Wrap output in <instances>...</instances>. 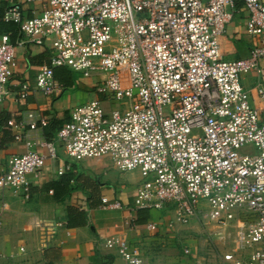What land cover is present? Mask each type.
<instances>
[{"label":"built area","instance_id":"1","mask_svg":"<svg viewBox=\"0 0 264 264\" xmlns=\"http://www.w3.org/2000/svg\"><path fill=\"white\" fill-rule=\"evenodd\" d=\"M26 1L41 11L24 16L12 0L1 18L17 24L19 37L13 42L9 32L0 34V106L10 94L16 48L26 44L52 50L32 90L59 93L64 84L55 68L65 66L96 77L102 97L71 108L53 139L31 140L18 130L25 122L8 119L5 128L27 150L0 164V191L28 198L29 175L58 158L59 149L73 160L107 156L117 169L141 174L133 209L169 207L170 227L196 218L210 236L233 226L238 248L248 250L236 264H264V116L252 101L253 90L264 98V89L242 84L244 74L262 73L264 1L241 0L256 44L237 59L223 58L219 41L237 0ZM30 90L21 83L18 98ZM30 117L29 130L48 125L43 115ZM69 169L65 164L58 173ZM4 209L3 203L0 217ZM35 227L47 245L65 221L41 218ZM104 245L126 264H148L126 239L106 237ZM17 255L0 252V264Z\"/></svg>","mask_w":264,"mask_h":264},{"label":"crops","instance_id":"2","mask_svg":"<svg viewBox=\"0 0 264 264\" xmlns=\"http://www.w3.org/2000/svg\"><path fill=\"white\" fill-rule=\"evenodd\" d=\"M11 1L0 0V16ZM13 1L20 3L24 16L30 17L34 12L41 11V4ZM231 12L232 16L219 40L222 56L225 59L244 58L256 44V37L246 31L248 12L241 0L235 2ZM5 32L10 33L13 42L19 37L14 23L1 21L0 34ZM51 55L52 50L48 46L26 44L16 48L17 65L8 85L10 94L0 106V164L5 163L11 155L27 150L25 141L14 140L13 132L5 128L8 119L25 122L26 125L18 130L28 134L31 140L53 139L57 120L69 119L74 106L102 97L96 90V77L82 76L74 80L67 76L66 69L69 68L65 66L55 68L58 80L61 75L69 79L59 93L46 95L32 90L36 73L49 62ZM261 65L262 73L243 75L245 88L253 89L259 85L264 89V61ZM21 83L31 86L23 100L18 98ZM69 89H73L72 92ZM252 101L264 116V98L255 90ZM30 114L47 117L48 125L29 130L26 122L31 119ZM65 164H69L70 169L59 174L58 169ZM124 172L125 179L118 174ZM29 180L28 198L11 189L0 191V209L5 204L0 217V252L18 254L14 263L7 259L1 264H126L122 256L104 245V239L111 236L126 239L138 247L150 264L153 248H170L172 239L199 222L195 218L187 225L170 227L168 222L173 211L169 207L160 210L133 209V195L142 181L141 174L139 170L117 169L107 156L99 160H73L59 149L58 158L47 161L40 172L29 175ZM102 198H107L109 202L119 201L122 207H105ZM41 218L65 221V227L59 229L47 245L42 244L39 230L35 227L36 220ZM149 222H157L158 227L147 229ZM20 246L25 247L24 252H19ZM186 248H189L187 255L195 264H236L237 260L248 255L247 249H241L242 254L205 256L198 254L196 246L187 245ZM205 259L210 262L205 263Z\"/></svg>","mask_w":264,"mask_h":264},{"label":"rangeland","instance_id":"3","mask_svg":"<svg viewBox=\"0 0 264 264\" xmlns=\"http://www.w3.org/2000/svg\"><path fill=\"white\" fill-rule=\"evenodd\" d=\"M66 74L71 76L72 79L77 80L82 77L79 71H74L72 69H66ZM73 89L68 91L72 92ZM96 159L98 158H89ZM115 170V169H114ZM115 172V171H113ZM118 172V171H117ZM121 178L126 177V173H118ZM130 182V181H129ZM247 217L248 213L243 212ZM211 229H218L215 225L208 226ZM203 225L200 222L193 224V226L188 227L184 231L180 232L175 239H172L170 248L168 247H156L153 248V254L150 258V264H195L193 260L184 252V248L187 245L196 246L198 254H204L205 256L210 254H242L240 248H238L235 241L234 227L227 228L226 230H217V233L209 235L206 231H203ZM194 253V251H193ZM192 254V253H191ZM204 262L208 263L209 260L205 259ZM233 264V263H232ZM235 264V263H234Z\"/></svg>","mask_w":264,"mask_h":264},{"label":"trees","instance_id":"4","mask_svg":"<svg viewBox=\"0 0 264 264\" xmlns=\"http://www.w3.org/2000/svg\"><path fill=\"white\" fill-rule=\"evenodd\" d=\"M3 15V14H2ZM2 15L0 16V22L1 21H4V20H2L1 18H2ZM4 22H7V21H4ZM11 23H14V22H11ZM15 24V26H16V28L18 29V27H17V24L16 23H14ZM15 30V29H14ZM57 76H59V75H57ZM68 76V75H67ZM67 76H59V80L65 85L66 83H68L69 82V79H68V77ZM68 120V118H66V119H64V120H57L56 121V124H58V126L56 127V132L59 130V128L64 124V122L65 121H67ZM55 132V133H56ZM52 135H53V133H52Z\"/></svg>","mask_w":264,"mask_h":264}]
</instances>
